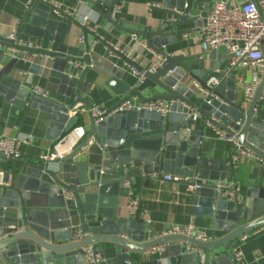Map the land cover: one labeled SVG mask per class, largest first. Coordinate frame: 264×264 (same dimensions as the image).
<instances>
[{
    "label": "water",
    "instance_id": "1",
    "mask_svg": "<svg viewBox=\"0 0 264 264\" xmlns=\"http://www.w3.org/2000/svg\"><path fill=\"white\" fill-rule=\"evenodd\" d=\"M50 1L31 0L26 9L18 38L27 35L40 47L20 48L27 51V59L39 55L38 62H32L25 71L20 65L23 55L12 56L0 69V108L2 112L11 106L24 114L30 109L46 113V138L55 141L84 124V112L76 107L80 103L97 149L89 160L74 159L73 153L52 161L56 167L37 159L7 160L11 168L4 172L0 185V264H238L232 243L264 226V69L258 70L261 83L247 101L234 75L218 85L211 82L217 76L215 68L226 59L223 46L204 53H188L185 46L167 48L178 36L204 26L213 0H162L157 8L162 16L149 25L117 18L115 8L121 0H79L68 12H57ZM83 3L102 17L95 32L78 20ZM101 4L104 11L99 8ZM230 4L236 2L230 0ZM106 21L117 31L141 37L146 49L164 60L152 70V66L143 68L118 53L101 38ZM73 25L82 28V48L66 43ZM187 25L193 27L176 29ZM89 35L144 73V80L107 58L104 64V57L94 52ZM13 44L0 37V61L11 56L8 49ZM143 57L149 59L147 54ZM89 70L105 73L106 86L121 97L107 107L110 115L98 122L88 113L94 84L87 77ZM41 75L47 79L49 97L32 91L34 77ZM188 79L198 83L203 92L191 88ZM158 100L172 102L166 115L137 107ZM125 102L132 107L113 112ZM73 109L78 110L71 115ZM195 111L203 121L200 129L191 128L197 123ZM206 125L235 137L233 154L238 149L253 153L254 183L240 201L216 188L215 182L234 180L236 165L210 156L214 144L203 149L208 140ZM151 173L179 175L199 184L191 195L194 214L214 219L215 228L225 234L202 242L171 234L167 227L164 235L157 236L139 214L120 215V198L134 191L132 179ZM126 182L130 184L125 186ZM78 232L81 236L76 239ZM101 243L109 245L99 248ZM87 245L99 251V263L86 262L83 248ZM158 245H165V249L146 259L145 251ZM106 249L111 250L110 256Z\"/></svg>",
    "mask_w": 264,
    "mask_h": 264
},
{
    "label": "crops",
    "instance_id": "2",
    "mask_svg": "<svg viewBox=\"0 0 264 264\" xmlns=\"http://www.w3.org/2000/svg\"><path fill=\"white\" fill-rule=\"evenodd\" d=\"M31 0H0V34L1 37H6L10 34L11 29L18 23L22 24V20L26 13V9ZM61 4L63 11L68 12L72 9L79 0H53ZM230 1V0H229ZM237 4L243 3L248 0H234ZM162 0H121L120 8L115 12L117 18H121L125 21L135 24H146L154 22V18L161 17L162 13L157 11L158 6ZM100 10L104 11V5L99 6ZM79 18L84 16L88 17V25L97 28V25L102 20L99 12L92 9L88 3H83L81 12L78 13ZM23 25V24H22ZM130 27V25H124ZM193 25L179 26L176 29L190 28ZM92 31V30H91ZM95 32V31H92ZM101 38L104 39L108 45L112 46L118 53L125 54L132 58L138 65L143 68H149L152 66L151 60H156V56L152 51L147 50L144 45V40L139 37L135 38L136 34H132L124 31L115 30L109 22H105L100 32ZM84 37L82 28L80 26L73 25L71 28V34L67 36L66 43L72 44L77 47H83ZM23 40H28L27 35L22 36ZM89 41L92 44L94 52L102 57L111 60L115 64L121 67L129 69L133 73V68L126 64L116 52H112L107 45L98 42L93 36H88ZM31 40L36 41L34 38ZM202 34L200 30L194 31L187 35L178 36L175 44L169 45L167 48L170 50L185 46L188 53H204L202 46ZM3 47V46H0ZM143 54H147L148 58H144ZM38 56L35 55L32 59H27V53L23 54L25 59L20 60L25 71L28 70L32 62H38ZM219 56H224L220 54ZM12 56H7L0 61V69L5 66ZM206 65L209 64L208 56H205ZM226 65V59L221 67ZM99 70V67H95ZM258 72V69L251 66H239L231 73L223 76L220 83L229 80L231 75L236 77V82L243 91V85L241 81L243 79H250L252 75ZM134 75V74H133ZM88 78L94 80L91 92V104L90 107H109L114 102H117L121 97L115 95L110 88L106 86V80L108 76L99 72L96 73L93 70H89L87 74ZM136 77V76H135ZM137 78V77H136ZM184 80V79H183ZM189 86L196 91L203 92L200 85L194 82L192 79H188ZM47 88V79L43 75L35 76L33 79V85ZM229 91V90H228ZM227 91V92H228ZM50 92V91H49ZM51 94V92H50ZM244 94V92H243ZM194 98L192 97V100ZM76 107H82L80 103ZM72 115V113H71ZM197 123L192 126V129H200L203 125V121L200 116L196 118ZM47 123L48 115L46 113L30 109L27 114H24L22 110L16 109L11 106H6L4 111L0 108V133L7 136H21L29 139L28 143L22 145L21 159L25 160H42L41 156L47 154L53 149L55 141H51L46 138L47 135ZM83 125L88 132V116L84 112V124ZM204 135L208 137V140L204 142V148L207 149L210 144H214V148L210 156L214 158H222L230 162L232 154L235 150V143L229 139H221L217 136V128L206 125V131ZM97 145H95L90 154L83 156L81 159L89 160L96 151ZM252 157L239 154V162L236 164V175L233 181H236L241 186V193L245 195L246 189L249 185L254 183L252 179L254 164L252 163ZM56 162H51V165L56 167ZM0 168L6 172L11 168V164L7 159L0 157ZM164 174L151 173L148 177L140 178L135 177L132 179L134 185V193L140 197L141 200V213L146 212L151 222L147 223L149 227L153 229L157 236L165 234L167 227L173 225H185L190 222H194L195 226L199 229H204L213 239L222 237L225 232L217 230L214 225V219L205 216H197L193 212V202L191 199L192 193H190L184 182L166 181L163 179ZM130 183L126 182L125 186ZM128 197L120 198V215H127L126 204ZM109 244L101 243L99 248H106ZM190 246V245H189ZM234 248L242 252L243 264H264V226L256 228L246 235L238 238L231 245V249ZM193 250H196L194 248ZM106 253L111 255V250L106 249ZM145 257L154 258L156 253H152L151 249L145 251Z\"/></svg>",
    "mask_w": 264,
    "mask_h": 264
},
{
    "label": "built area",
    "instance_id": "3",
    "mask_svg": "<svg viewBox=\"0 0 264 264\" xmlns=\"http://www.w3.org/2000/svg\"><path fill=\"white\" fill-rule=\"evenodd\" d=\"M57 12L62 10L61 4L50 1ZM120 5H117L115 10L118 11ZM78 20L82 26L88 27L90 30L95 31L96 27L88 25V17L84 16ZM21 24H17L11 29V32L6 38L14 41L12 47L8 49V52L13 57H20L24 53H27L26 48H38L40 44L31 39L23 40L18 38ZM202 34V49L209 52L213 49H217L223 46L226 49V65L224 67L215 68L214 72L217 75L211 79L214 85L220 84V80L223 76L231 73L239 66H251L256 69H264V0H248L243 3H236L231 5L230 1L213 0L206 22L200 29ZM1 37V34H0ZM135 38H138L135 35ZM84 39V37H82ZM47 58V56H44ZM164 58L158 56L152 64V70H155ZM81 66L80 64H78ZM263 73V71H262ZM133 74L139 79L144 80V73L133 68ZM243 85L244 97L247 101H250L257 88L261 83L259 72H255L250 79H243L241 81ZM32 91L42 97H49L50 92L44 87L34 86ZM261 101L264 103V92L261 95ZM172 102L165 101H151L146 103H140L137 107L139 109L156 110L162 115H166L169 112V107ZM132 104L125 102L113 112L123 111L130 109ZM81 111L86 112L84 108L79 107ZM78 109H73L70 114H76ZM90 116L96 121H100L110 115L107 112V107H90L88 110ZM199 116L198 112L193 113L194 119ZM217 136L221 139H229L235 143L237 142L234 136H229L228 132L217 128ZM29 139L21 136H7L0 133V157L5 159L20 158L22 145L28 143ZM97 145V142L93 136H90L83 125L76 126L71 132L63 134L54 144L53 149L41 156L43 161H58L66 158L67 156L75 153L72 158H82L90 154L92 148ZM243 154L249 157H253V153L248 151L237 150L231 157L230 162L236 165L239 162V154ZM264 164V162H263ZM4 171L0 168V185L3 184ZM163 179L166 181L184 182L188 191L193 193L199 184H192L188 178L181 177L179 175H164ZM216 188L221 191L224 190V195H228L230 199L235 201L241 200V186L236 181H218L215 182ZM68 196V194H67ZM126 211L128 216L133 217L139 214L146 223L151 222L149 215L146 212L141 213V200L140 197L134 192H130L128 202L126 204ZM171 234H180L188 237H192L196 240L207 242L212 240V237L204 229H199L195 226L194 222H190L185 225H173L169 229ZM80 232L75 236L79 239ZM191 250L194 247H190ZM165 249V245H158L151 248L152 253H158ZM85 252V260L88 263H99L102 260V256L93 245H87L83 248ZM233 253L236 257L238 264H243L242 252L234 248Z\"/></svg>",
    "mask_w": 264,
    "mask_h": 264
}]
</instances>
